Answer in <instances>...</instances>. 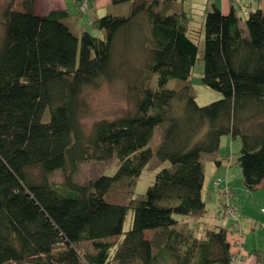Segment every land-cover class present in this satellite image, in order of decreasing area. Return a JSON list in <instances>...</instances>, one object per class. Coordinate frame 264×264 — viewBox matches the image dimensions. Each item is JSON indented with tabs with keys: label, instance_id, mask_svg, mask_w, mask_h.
<instances>
[{
	"label": "trees",
	"instance_id": "16d2710c",
	"mask_svg": "<svg viewBox=\"0 0 264 264\" xmlns=\"http://www.w3.org/2000/svg\"><path fill=\"white\" fill-rule=\"evenodd\" d=\"M181 2L112 0L127 4V11L96 17V34L77 35L63 21L65 11L41 17L34 0H7L0 40V264H233L227 228L203 223L201 156L221 167L222 138L239 137L234 164L245 188L264 180V10L245 12L243 29L234 7L223 15L212 5L201 82L223 97L200 106L190 85L167 88L171 79L188 81L198 61ZM138 36L148 62L135 88L134 113L96 122L85 135L83 92L111 79L117 43ZM163 123L168 127L155 157L169 167L136 194L153 158L154 130ZM114 157V174L85 185L74 181L82 162ZM58 170L60 190L49 180ZM126 179L127 204L108 201L111 187ZM130 211L132 224L124 231ZM175 216L194 217L202 232L179 229ZM145 231L153 232L150 240Z\"/></svg>",
	"mask_w": 264,
	"mask_h": 264
},
{
	"label": "rangeland",
	"instance_id": "374dc122",
	"mask_svg": "<svg viewBox=\"0 0 264 264\" xmlns=\"http://www.w3.org/2000/svg\"><path fill=\"white\" fill-rule=\"evenodd\" d=\"M7 0H0V40L3 36V20L2 11L6 5ZM87 0H84L83 5L87 6ZM185 3V7L189 10L190 31L189 36L196 43L198 47V61L196 62L192 74L188 81L177 79L169 80L167 88L179 90L186 85H190L193 89L196 102L203 106L211 102L220 100L223 95L216 92L202 84L201 78L204 70V49H205V18L206 14L211 11V3L196 2ZM19 8V4L15 6ZM87 8V7H86ZM240 10L239 8H237ZM191 10V11H190ZM81 11V10H80ZM86 11V10H85ZM195 12V15L193 16ZM245 16H243L244 21ZM243 23V22H242ZM145 39L138 36L132 42L126 43L125 38L117 43L114 51V59L112 63V77L101 84L96 89L87 88L81 98L84 102V111L81 116V126L85 135H88L96 122L112 121L126 114H132L135 111L136 95L135 88L143 77V69L148 62V50L146 49ZM156 75L153 76L152 85L155 84ZM168 127V123H163L157 126L154 130L153 137L150 142V147L153 151V158L150 160L146 168L143 170L141 176L136 182L134 192L136 194H143L147 188L153 183L156 174L163 168L169 167L168 162H159L155 157V151L160 145L163 133ZM230 139V138H229ZM231 142L224 143L218 158L232 163L233 166V185L229 191L228 197L223 194V203L229 205L232 215L223 216L221 214L224 209L223 205L214 203L208 206V211L203 219V223L209 228L214 229L215 226H227L230 230L240 237L244 246L245 256L262 252V262L264 258V213L261 208L264 207V189L263 190H247L243 184L242 176H240L241 169L237 164H234L236 156L239 155L241 148V140L236 137ZM210 155L203 154L201 161L204 172H208L210 165L208 162ZM118 160L114 157L107 162H93L85 161L79 165L78 172L73 179L77 184L85 185L88 182L96 179L100 175H112L116 172ZM236 169V170H235ZM238 171V172H236ZM36 177L37 170L30 172ZM242 175V174H241ZM52 186L60 190L63 183L62 171H55L50 177ZM211 178L206 173L204 190L209 187ZM223 180V179H222ZM130 180L126 179L114 184L106 195L108 201L127 204L131 197L130 194ZM204 194V192H203ZM229 200V201H228ZM228 201V202H227ZM222 203V204H223ZM177 219L183 216H175ZM133 213L130 211L124 223V231H128L132 224ZM187 227L178 226L179 229L191 232L192 234L197 230L202 232L204 225H199L194 228V217L185 218ZM186 225V224H185ZM191 228V229H188ZM145 238L148 234H144ZM230 235V231H229ZM231 236V235H230ZM122 238V237H121ZM117 241L118 239L113 238ZM84 247L91 249V245L86 242ZM255 255V257H254ZM254 261L257 260V255L254 254ZM196 263V261H195Z\"/></svg>",
	"mask_w": 264,
	"mask_h": 264
},
{
	"label": "crops",
	"instance_id": "0c3cea01",
	"mask_svg": "<svg viewBox=\"0 0 264 264\" xmlns=\"http://www.w3.org/2000/svg\"><path fill=\"white\" fill-rule=\"evenodd\" d=\"M185 1L186 3L188 2L191 3V2H196L198 0H182V2L180 3L183 10L186 12V14L189 17L190 12L185 7V3H184ZM202 2H205V3L207 2V3H211V5H216L217 7L220 8L223 15H227L231 11V8L234 7L236 10V15L241 18V27L243 29H245L243 16L246 17L250 11H254L256 9L264 10V0H202ZM86 3H87V6H86L87 8L85 9L86 11L81 13L80 6L85 4L84 0H34V12L37 16L42 17V16L48 15L52 11H65L67 13V16L63 19V21L71 28V30L75 34L78 35L82 33L83 31H91L93 34H96L95 31L91 30V22L94 18L102 17L108 12L124 13L128 9L127 4L112 5V0H87ZM237 8H239L240 10H238ZM245 12H247V15H244ZM194 15H195V12L193 16ZM228 142H231L230 139L228 137H223L222 142H221V148L223 147L224 143H228ZM220 152H221V149H220ZM208 162L212 165L209 166L208 172L205 171V178H206V173H208L211 180L209 182V187L206 189V191L203 190L204 192L203 196L206 202L207 211H208L209 205L211 206L214 203L216 204L217 202V204L223 205L224 207L223 211H221L222 212L221 214H224L225 212L226 215H229L230 209L228 207L230 204L225 205L223 203V197L221 196L222 194L219 191L214 189L213 181L216 179H221L222 184L220 186V190L222 191L226 189L228 194H229V191H233L231 190L232 189L231 186L233 185V182H234L233 181V172H234L233 170L234 169H233L232 163L227 164V161L223 159L222 166L216 167L210 157L208 159ZM240 176H241V173H240ZM255 189L263 190L264 180L259 185L253 188V190ZM185 218L188 219L190 217H183L179 219L180 224L182 226L185 224L187 225ZM225 227L228 230V240L231 244L232 253L234 254L236 253L237 255L238 254L242 255V260L238 264H264V258H263V262L261 261L259 262L256 260L254 261L253 255L254 254L257 255V253L250 254L249 256H245L243 244L241 247V253H239L238 249L235 247V242L237 241V239H240V237H238L236 233L232 232L230 228H228L227 226ZM229 231H230L231 236L229 235ZM144 234H148V237L146 239L150 240L153 235V232L145 231ZM111 241H114V240H111ZM256 252H258L259 255L262 256L261 250H257ZM111 264H114V263L112 262Z\"/></svg>",
	"mask_w": 264,
	"mask_h": 264
},
{
	"label": "built area",
	"instance_id": "2783aa9c",
	"mask_svg": "<svg viewBox=\"0 0 264 264\" xmlns=\"http://www.w3.org/2000/svg\"><path fill=\"white\" fill-rule=\"evenodd\" d=\"M86 9V5H81L80 6V10L81 12H84ZM222 184L221 179H216L213 181V187L215 190L219 191L221 194H223L225 197H228V193L226 191V189L224 190H220V186ZM261 212L264 213V208H261ZM233 212H229V215H232ZM235 247L238 249L239 253H241V247H242V243H241V239H237V241L235 242ZM242 260V255L241 254H234L233 253V257H232V263L233 264H238L240 263V261Z\"/></svg>",
	"mask_w": 264,
	"mask_h": 264
}]
</instances>
